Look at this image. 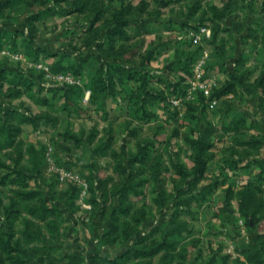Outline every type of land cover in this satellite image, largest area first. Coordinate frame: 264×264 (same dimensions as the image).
Listing matches in <instances>:
<instances>
[{"label": "rangeland", "instance_id": "rangeland-1", "mask_svg": "<svg viewBox=\"0 0 264 264\" xmlns=\"http://www.w3.org/2000/svg\"><path fill=\"white\" fill-rule=\"evenodd\" d=\"M0 264H264V0H0Z\"/></svg>", "mask_w": 264, "mask_h": 264}, {"label": "built area", "instance_id": "built-area-1", "mask_svg": "<svg viewBox=\"0 0 264 264\" xmlns=\"http://www.w3.org/2000/svg\"><path fill=\"white\" fill-rule=\"evenodd\" d=\"M209 31L205 27H201L198 31V33L195 35L196 41H200L202 39V36H208ZM205 61L202 59L198 62L196 67L194 68V75L191 80H189L190 84V91H189V98L194 99V92L199 91L201 96L204 97L206 100V104L210 108H214L215 106L218 105L219 101L221 100L220 98H213L212 97V91L215 88L216 82L214 80V77L210 76L209 74L206 73L205 69ZM224 97H231V95H227ZM223 98V97H222ZM181 99L175 98L171 100V103L173 105H178L180 103Z\"/></svg>", "mask_w": 264, "mask_h": 264}, {"label": "trees", "instance_id": "trees-1", "mask_svg": "<svg viewBox=\"0 0 264 264\" xmlns=\"http://www.w3.org/2000/svg\"><path fill=\"white\" fill-rule=\"evenodd\" d=\"M227 74H228L227 81H225L224 84L220 88H216L212 91V97L213 98H220L222 96L234 93L236 91L235 90L236 87H239V84H240L239 77L236 76L234 74V72H227ZM202 98H204V97H202ZM204 103H205V101H204Z\"/></svg>", "mask_w": 264, "mask_h": 264}, {"label": "crops", "instance_id": "crops-1", "mask_svg": "<svg viewBox=\"0 0 264 264\" xmlns=\"http://www.w3.org/2000/svg\"><path fill=\"white\" fill-rule=\"evenodd\" d=\"M207 55V56H206ZM208 57V51H205L202 55H201V59L200 60H204L205 61V59ZM222 65V67L224 66V67H226V68H224V69H226L227 70V72H231V70H232V67H233V63H230L229 61H226V60H222V62L220 63V66ZM228 95H231V94H228ZM225 96H227V95H225ZM232 96V95H231ZM228 97H224V99H227ZM230 98V97H229Z\"/></svg>", "mask_w": 264, "mask_h": 264}]
</instances>
